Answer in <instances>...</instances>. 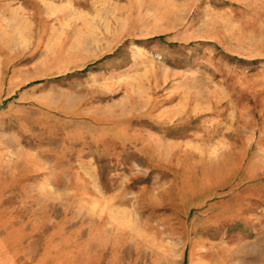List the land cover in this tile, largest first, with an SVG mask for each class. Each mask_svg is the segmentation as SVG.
<instances>
[{"label": "rangeland", "instance_id": "1", "mask_svg": "<svg viewBox=\"0 0 264 264\" xmlns=\"http://www.w3.org/2000/svg\"><path fill=\"white\" fill-rule=\"evenodd\" d=\"M0 243L264 264V0H0Z\"/></svg>", "mask_w": 264, "mask_h": 264}, {"label": "crops", "instance_id": "2", "mask_svg": "<svg viewBox=\"0 0 264 264\" xmlns=\"http://www.w3.org/2000/svg\"><path fill=\"white\" fill-rule=\"evenodd\" d=\"M20 170V168H19ZM23 170V169H22ZM19 173V172H18ZM17 173V174H18ZM16 174V175H17ZM23 176L25 173H21ZM15 175L14 173L12 174ZM15 177V176H14ZM10 186L18 187L16 191L24 192L25 187L28 186V183L25 177H16L11 178ZM0 264H121L120 261L112 258H102V259H91V258H71L68 261L62 259H47L43 257H10V243H0Z\"/></svg>", "mask_w": 264, "mask_h": 264}, {"label": "trees", "instance_id": "3", "mask_svg": "<svg viewBox=\"0 0 264 264\" xmlns=\"http://www.w3.org/2000/svg\"><path fill=\"white\" fill-rule=\"evenodd\" d=\"M162 35H157V37H161ZM182 264H184V262H182Z\"/></svg>", "mask_w": 264, "mask_h": 264}]
</instances>
